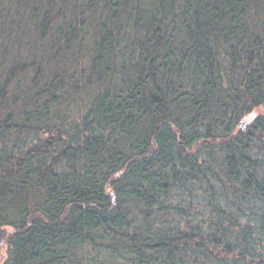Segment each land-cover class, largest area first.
<instances>
[{
    "label": "trees",
    "instance_id": "trees-1",
    "mask_svg": "<svg viewBox=\"0 0 264 264\" xmlns=\"http://www.w3.org/2000/svg\"><path fill=\"white\" fill-rule=\"evenodd\" d=\"M0 5L1 264H264V0Z\"/></svg>",
    "mask_w": 264,
    "mask_h": 264
},
{
    "label": "rangeland",
    "instance_id": "rangeland-1",
    "mask_svg": "<svg viewBox=\"0 0 264 264\" xmlns=\"http://www.w3.org/2000/svg\"><path fill=\"white\" fill-rule=\"evenodd\" d=\"M0 8L4 9V6L3 5L2 6L0 5ZM261 111L262 110L260 109V110H257L256 112L259 113ZM5 233H6V235H8L9 234V229H6L5 230ZM5 254H6V242L3 241L2 243H0V264L4 261Z\"/></svg>",
    "mask_w": 264,
    "mask_h": 264
}]
</instances>
